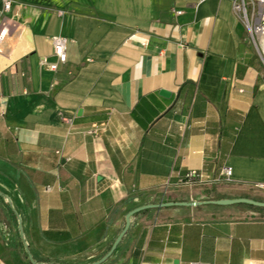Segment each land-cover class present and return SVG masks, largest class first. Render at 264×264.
Wrapping results in <instances>:
<instances>
[{
    "label": "crops",
    "instance_id": "obj_1",
    "mask_svg": "<svg viewBox=\"0 0 264 264\" xmlns=\"http://www.w3.org/2000/svg\"><path fill=\"white\" fill-rule=\"evenodd\" d=\"M12 3L0 264H264V210L236 204L140 211L102 260L139 206L190 202L193 187L264 198V60L233 0ZM56 35L68 61L50 70ZM190 169L207 181L188 184Z\"/></svg>",
    "mask_w": 264,
    "mask_h": 264
},
{
    "label": "built area",
    "instance_id": "obj_2",
    "mask_svg": "<svg viewBox=\"0 0 264 264\" xmlns=\"http://www.w3.org/2000/svg\"><path fill=\"white\" fill-rule=\"evenodd\" d=\"M4 11L10 12L13 6L12 0H3ZM233 8L240 17L245 30L248 33L250 41L255 45L262 59L264 60V0H233ZM11 29V21L4 19L1 24L0 44L4 41L6 35ZM135 35H132L133 38ZM54 54L57 62H50L48 57L41 59V64L50 70H57L59 64H65L68 61L67 44L68 39L61 35L53 37ZM146 45L145 41L141 42ZM224 173L228 179L231 178L233 170L226 167ZM185 181L190 185L202 184L207 181L205 174L197 169H190L185 177ZM264 188V184H261ZM200 264V263H191Z\"/></svg>",
    "mask_w": 264,
    "mask_h": 264
},
{
    "label": "water",
    "instance_id": "obj_3",
    "mask_svg": "<svg viewBox=\"0 0 264 264\" xmlns=\"http://www.w3.org/2000/svg\"><path fill=\"white\" fill-rule=\"evenodd\" d=\"M162 94L165 96H170V92L163 90ZM250 204L256 207H264V201H260V200H256L253 198H249V197H236V198H221V199H214V200H206V201H169V202H162V203H158V204H147V205H142L139 206L133 210H131L127 216H126V225L124 230L121 232V234L119 235V237L116 239L115 243L112 246L111 251L109 252V254L104 257L105 260L109 255L112 254V252L117 248V246L119 245V243L121 242L123 236L125 235V233L128 231L130 225H131V218L134 214L149 209V208H162V207H167V206H198V205H203V204H216V205H234V204ZM38 264H45V263H38Z\"/></svg>",
    "mask_w": 264,
    "mask_h": 264
},
{
    "label": "rangeland",
    "instance_id": "obj_4",
    "mask_svg": "<svg viewBox=\"0 0 264 264\" xmlns=\"http://www.w3.org/2000/svg\"><path fill=\"white\" fill-rule=\"evenodd\" d=\"M193 194H194V198L190 199V201H205V200H209L206 196H204L201 191L199 189H197L196 187L192 188ZM198 197V198H197ZM208 205H202L200 206V209H207Z\"/></svg>",
    "mask_w": 264,
    "mask_h": 264
},
{
    "label": "trees",
    "instance_id": "obj_5",
    "mask_svg": "<svg viewBox=\"0 0 264 264\" xmlns=\"http://www.w3.org/2000/svg\"><path fill=\"white\" fill-rule=\"evenodd\" d=\"M245 196L249 197V198L256 199V200L264 201V198H262V197H258V196H253L252 197L250 195H245ZM236 206L245 207L247 209H254V210H257V211H263L264 210V207H256V206H253V205H250V204H244V203L236 204Z\"/></svg>",
    "mask_w": 264,
    "mask_h": 264
}]
</instances>
